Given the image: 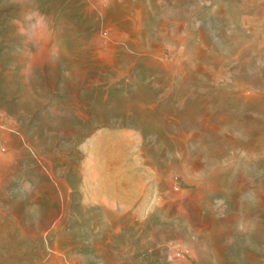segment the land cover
I'll use <instances>...</instances> for the list:
<instances>
[{
	"label": "rangeland",
	"instance_id": "1",
	"mask_svg": "<svg viewBox=\"0 0 264 264\" xmlns=\"http://www.w3.org/2000/svg\"><path fill=\"white\" fill-rule=\"evenodd\" d=\"M0 264H264V0H0Z\"/></svg>",
	"mask_w": 264,
	"mask_h": 264
}]
</instances>
